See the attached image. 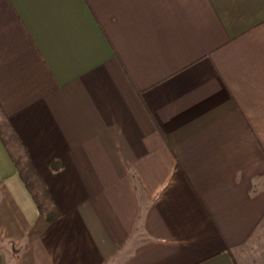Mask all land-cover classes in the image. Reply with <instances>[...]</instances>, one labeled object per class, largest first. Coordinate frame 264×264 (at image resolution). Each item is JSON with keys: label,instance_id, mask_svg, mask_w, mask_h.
I'll use <instances>...</instances> for the list:
<instances>
[{"label": "crops", "instance_id": "obj_1", "mask_svg": "<svg viewBox=\"0 0 264 264\" xmlns=\"http://www.w3.org/2000/svg\"><path fill=\"white\" fill-rule=\"evenodd\" d=\"M0 107L59 212L0 140V264H237L264 219V0H0Z\"/></svg>", "mask_w": 264, "mask_h": 264}, {"label": "trees", "instance_id": "obj_2", "mask_svg": "<svg viewBox=\"0 0 264 264\" xmlns=\"http://www.w3.org/2000/svg\"><path fill=\"white\" fill-rule=\"evenodd\" d=\"M0 140L12 159L22 182L32 196L38 213L48 222L56 220L59 217L57 206L36 171L24 143L19 139L1 107ZM49 165L52 169L59 167L56 161L50 162Z\"/></svg>", "mask_w": 264, "mask_h": 264}, {"label": "rangeland", "instance_id": "obj_3", "mask_svg": "<svg viewBox=\"0 0 264 264\" xmlns=\"http://www.w3.org/2000/svg\"><path fill=\"white\" fill-rule=\"evenodd\" d=\"M233 255L237 264H264V219L246 243L233 251ZM6 257V264H17L9 260V252Z\"/></svg>", "mask_w": 264, "mask_h": 264}]
</instances>
